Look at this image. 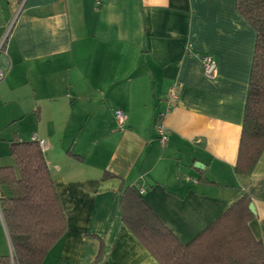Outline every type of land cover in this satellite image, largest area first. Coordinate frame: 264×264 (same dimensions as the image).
I'll use <instances>...</instances> for the list:
<instances>
[{
	"label": "crops",
	"instance_id": "crops-1",
	"mask_svg": "<svg viewBox=\"0 0 264 264\" xmlns=\"http://www.w3.org/2000/svg\"><path fill=\"white\" fill-rule=\"evenodd\" d=\"M5 34L0 167L43 140L66 221L42 264H158L122 222L127 186L182 244L247 196L264 243V151L234 171L256 41L236 0H0ZM0 240L11 256L1 212Z\"/></svg>",
	"mask_w": 264,
	"mask_h": 264
},
{
	"label": "trees",
	"instance_id": "trees-1",
	"mask_svg": "<svg viewBox=\"0 0 264 264\" xmlns=\"http://www.w3.org/2000/svg\"><path fill=\"white\" fill-rule=\"evenodd\" d=\"M236 9L256 34L234 167L247 175L264 151V0H236ZM9 153L14 165L0 167V212L11 256L1 255L0 264H42L65 232L64 212L38 142H12ZM250 203L243 196L186 244L130 186L122 191L120 209L123 224L158 264H264V243L248 227Z\"/></svg>",
	"mask_w": 264,
	"mask_h": 264
},
{
	"label": "built area",
	"instance_id": "built-area-1",
	"mask_svg": "<svg viewBox=\"0 0 264 264\" xmlns=\"http://www.w3.org/2000/svg\"><path fill=\"white\" fill-rule=\"evenodd\" d=\"M6 37H7V34H5L4 37L0 40V82L5 78L7 71L9 69V66H10V62H9V58H8V54H7V50L5 46ZM202 67H203V71L206 77L213 79L216 76V64L210 56L204 55L202 57ZM176 98H177V95H176L175 89L170 88L168 91L167 97H166V106H167L166 111H169L171 107V103L174 100H176ZM114 116H115L118 127L122 128L126 120L125 113L121 110H116L114 112ZM156 132L160 139V144L164 145L166 142L167 136H166V130H165L162 120H159L158 123L156 124ZM36 141L38 142L40 148L45 147V143L43 140H36Z\"/></svg>",
	"mask_w": 264,
	"mask_h": 264
},
{
	"label": "rangeland",
	"instance_id": "rangeland-1",
	"mask_svg": "<svg viewBox=\"0 0 264 264\" xmlns=\"http://www.w3.org/2000/svg\"><path fill=\"white\" fill-rule=\"evenodd\" d=\"M10 158H11V157H10ZM11 160H12V165H14V162H13V159H12V158H11ZM0 192H2L3 195L5 194V190H4L3 187H0ZM5 254H8V245H5V244L3 243V241L0 240V256H1V255H5Z\"/></svg>",
	"mask_w": 264,
	"mask_h": 264
},
{
	"label": "water",
	"instance_id": "water-1",
	"mask_svg": "<svg viewBox=\"0 0 264 264\" xmlns=\"http://www.w3.org/2000/svg\"><path fill=\"white\" fill-rule=\"evenodd\" d=\"M194 166H195V167H198L199 164H198V163H195ZM248 209H249V211H250L251 213H254V206H253V204H249Z\"/></svg>",
	"mask_w": 264,
	"mask_h": 264
}]
</instances>
